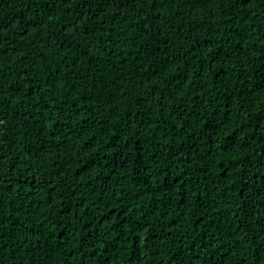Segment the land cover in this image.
<instances>
[{
    "label": "trees",
    "instance_id": "obj_1",
    "mask_svg": "<svg viewBox=\"0 0 264 264\" xmlns=\"http://www.w3.org/2000/svg\"><path fill=\"white\" fill-rule=\"evenodd\" d=\"M264 0H0V264H264Z\"/></svg>",
    "mask_w": 264,
    "mask_h": 264
},
{
    "label": "snow or ice",
    "instance_id": "obj_2",
    "mask_svg": "<svg viewBox=\"0 0 264 264\" xmlns=\"http://www.w3.org/2000/svg\"><path fill=\"white\" fill-rule=\"evenodd\" d=\"M260 87H264V78H262V82L260 84ZM4 121L2 119H0V124H3Z\"/></svg>",
    "mask_w": 264,
    "mask_h": 264
}]
</instances>
